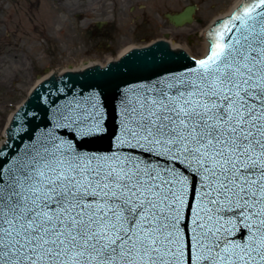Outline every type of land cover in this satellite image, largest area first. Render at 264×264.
<instances>
[{
  "label": "snow or ice",
  "instance_id": "6c2138e0",
  "mask_svg": "<svg viewBox=\"0 0 264 264\" xmlns=\"http://www.w3.org/2000/svg\"><path fill=\"white\" fill-rule=\"evenodd\" d=\"M262 5L128 97L111 151L80 149L104 130L92 104L61 116L74 143L0 165V264H264Z\"/></svg>",
  "mask_w": 264,
  "mask_h": 264
},
{
  "label": "rangeland",
  "instance_id": "374dc122",
  "mask_svg": "<svg viewBox=\"0 0 264 264\" xmlns=\"http://www.w3.org/2000/svg\"><path fill=\"white\" fill-rule=\"evenodd\" d=\"M235 1L0 0V138L38 76L116 57L125 45L170 37L195 57L205 41L204 28ZM188 5L196 6L193 22L168 21L165 13Z\"/></svg>",
  "mask_w": 264,
  "mask_h": 264
},
{
  "label": "water",
  "instance_id": "95a60500",
  "mask_svg": "<svg viewBox=\"0 0 264 264\" xmlns=\"http://www.w3.org/2000/svg\"><path fill=\"white\" fill-rule=\"evenodd\" d=\"M243 2L232 16L215 27L212 35L215 41L218 31L224 32V43L229 42L231 36L238 35L235 28L240 27V21H232L231 18L259 0ZM195 7L188 5L181 12L165 13V16L171 24L182 26L193 21ZM261 7L264 8V5ZM224 17L219 18L218 22ZM226 23L229 28H233L232 32L226 31ZM206 40L210 44L209 39ZM125 53L117 61H108L105 67L99 66L97 62L93 67L87 65L89 68H80V71L53 72L52 77L38 84L13 114L6 130L7 139L0 147V165L6 168L14 166L27 152L53 136L74 143L70 135L71 128L64 127L69 122L62 120L61 116L67 115L69 111L76 112L78 108H90L92 104L100 112V124L104 130L80 142V149L96 153L111 151L114 138L119 134L124 101L128 97L198 67V60L179 51L176 46L172 49L166 42L158 41L147 47L129 49ZM187 199L189 203L192 202L191 191Z\"/></svg>",
  "mask_w": 264,
  "mask_h": 264
},
{
  "label": "bare ground",
  "instance_id": "6f19581e",
  "mask_svg": "<svg viewBox=\"0 0 264 264\" xmlns=\"http://www.w3.org/2000/svg\"><path fill=\"white\" fill-rule=\"evenodd\" d=\"M242 2H243V0H236L231 6L227 7L225 10L220 11V13L218 15H215L213 17V19L210 21L209 26L212 25L213 22H218V19L221 18L222 16L229 15L233 11V9L235 7H237L238 5L242 4ZM206 29H208V27L204 28V32L206 31ZM167 41L169 42L168 45L172 49H174V46H176L177 49L178 48L184 49L187 52V49L185 47L175 44L172 37L168 38ZM148 44H150V43H148ZM148 44H145V45H148ZM145 45H137V44H135V45L134 44L125 45V46L122 47V49L120 50V53L116 57H112L111 55H109V56L104 57L105 59L102 60V61L89 60V61L82 62L80 65L78 64L75 67H71V68L70 67H64L63 70L61 69V70L48 71L46 74H44L42 76H38L37 80L34 82V85L32 86V89L35 86H38V84H40L43 80H45V79L47 80L48 78L52 77V73L53 72H67V71H73V70L74 71H80V68L84 69V68L87 67V65H89V67H92L97 62H98L99 65L104 66L108 61H113V60L118 59V57H120L122 54H124L127 50L133 49V48H136V47H140V46H145ZM209 46H210V44H208L207 40H205L201 44V46L199 48L198 55L195 56V57L202 58V56H206V54L208 53ZM187 54H189V53L187 52ZM190 55L194 56L192 54H190ZM20 105H21V103L18 104V106L16 107L14 112L11 114V117L9 118V122L11 121V119L13 117V114L16 112V110L21 107ZM5 136H7V135H5ZM5 136H3L2 139L0 138V147H1V145L4 144V141L6 139Z\"/></svg>",
  "mask_w": 264,
  "mask_h": 264
},
{
  "label": "flooded vegetation",
  "instance_id": "af4514ba",
  "mask_svg": "<svg viewBox=\"0 0 264 264\" xmlns=\"http://www.w3.org/2000/svg\"><path fill=\"white\" fill-rule=\"evenodd\" d=\"M100 23H103V22H98L97 24H95L97 29H101V25H103V24L99 25ZM105 34H106L105 32L101 33L102 36H105Z\"/></svg>",
  "mask_w": 264,
  "mask_h": 264
}]
</instances>
